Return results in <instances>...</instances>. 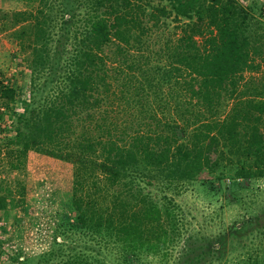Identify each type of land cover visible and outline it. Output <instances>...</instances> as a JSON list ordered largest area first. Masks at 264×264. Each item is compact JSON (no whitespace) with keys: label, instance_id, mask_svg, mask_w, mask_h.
Wrapping results in <instances>:
<instances>
[{"label":"trees","instance_id":"16d2710c","mask_svg":"<svg viewBox=\"0 0 264 264\" xmlns=\"http://www.w3.org/2000/svg\"><path fill=\"white\" fill-rule=\"evenodd\" d=\"M74 1L59 9L64 40L78 20H71L75 8L63 18ZM75 3L86 15L75 24V48L56 49L62 63L53 70L55 84L40 99L44 36L31 48L25 110L0 137L10 168L25 165L31 153L71 172L68 182L65 172L42 162L32 183L0 180L2 221L20 230L11 260L165 261L182 239L171 264H210L219 257L221 235L216 242L182 237L174 194L190 182L215 181L219 188L226 181L222 188L232 190L245 187L237 178L264 177V49L251 39V15L238 0ZM39 13L40 20L32 14L34 31L45 30L46 14ZM15 31L20 35L23 26ZM12 96V86L0 84V106L9 107Z\"/></svg>","mask_w":264,"mask_h":264},{"label":"rangeland","instance_id":"374dc122","mask_svg":"<svg viewBox=\"0 0 264 264\" xmlns=\"http://www.w3.org/2000/svg\"><path fill=\"white\" fill-rule=\"evenodd\" d=\"M69 0H0V84L3 86H12L13 96L8 99L9 107L0 106L3 114H6L3 120H0V137L2 134H8L10 128V119L15 115L22 114L25 110V103L29 99L30 80L32 78V55L31 48L33 41L46 36L47 41L43 50V64L37 65L40 71L39 82L43 86L40 87L38 94L40 99L43 98L45 92L51 90L50 85L55 84L54 68H58V64L62 63L58 58L56 49L60 47L61 52L70 53L76 46L73 30L75 24L79 20H83L86 10L75 3L66 5L63 18H67L68 14L75 8V15L71 20L75 21L70 25L69 32L66 33V40L61 34V12L59 11L61 3ZM240 4L247 8L251 15L253 25L250 28V36L259 49H264V0H238ZM60 3V4H59ZM42 10L46 14V19L41 25L45 30H35L30 26L34 22L32 14L41 19ZM51 16V17H50ZM55 23L54 27H48V19L50 18ZM250 19V18H249ZM19 25L23 26V31L18 35L15 31ZM64 25V24H63ZM47 31V32H44ZM21 36V40H20ZM37 36L35 40H32ZM60 41H64L59 45ZM64 50H68L64 51ZM258 52V50H257ZM258 56H260L258 54ZM261 59V58H260ZM52 67V70L50 69ZM50 69L51 72H48ZM261 70L264 72V61H261ZM51 75V76H50ZM53 80V81H50ZM10 125V126H9ZM0 180H6L13 183L16 180L32 183L36 177L34 174V166H39L44 162L49 170L65 172L66 179L71 180V172L69 166L53 162L51 158H46L39 154L33 155L28 153L25 160V165H20V168H10L7 158V153L2 146L0 147ZM24 164V162H23ZM241 186L234 189L222 188L226 186V181L220 183V187L216 188V182L212 184L190 182L185 187L174 194V201L177 202L178 208L183 214L184 228L182 237L187 234L195 236L201 234L210 237L213 242H216V237L221 235L219 259L212 260L210 264H264V177L249 179L237 178ZM64 188L65 185H62ZM65 189V188H64ZM30 193L25 194L26 199L30 201ZM14 198H18V195ZM31 205H35L31 203ZM36 206V205H35ZM11 212L22 214V210L13 207ZM250 217V220H247ZM254 217V218H253ZM248 222H245V221ZM10 221V220H9ZM245 225L241 229L235 230L242 222ZM14 223H9L7 220L2 221L0 211V241L4 242L3 250L0 252V264H14L12 261L13 248L17 241L19 229L13 228ZM182 239H179L173 246L172 254L165 261H159L157 257L146 255L141 259L140 264H171L173 256L178 255V252L183 247ZM35 247L34 252L39 249ZM146 257V259H144Z\"/></svg>","mask_w":264,"mask_h":264}]
</instances>
